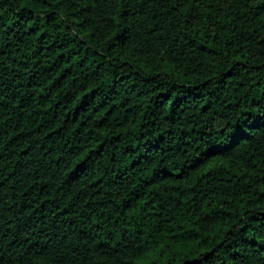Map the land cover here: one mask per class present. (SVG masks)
Masks as SVG:
<instances>
[{
    "label": "trees",
    "instance_id": "16d2710c",
    "mask_svg": "<svg viewBox=\"0 0 264 264\" xmlns=\"http://www.w3.org/2000/svg\"><path fill=\"white\" fill-rule=\"evenodd\" d=\"M0 264H264V0H0Z\"/></svg>",
    "mask_w": 264,
    "mask_h": 264
}]
</instances>
